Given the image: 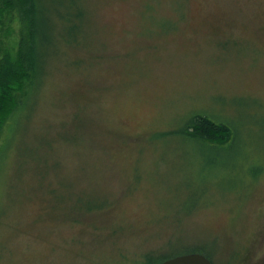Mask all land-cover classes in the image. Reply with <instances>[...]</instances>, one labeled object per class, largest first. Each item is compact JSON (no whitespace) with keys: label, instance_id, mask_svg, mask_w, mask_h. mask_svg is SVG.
<instances>
[{"label":"rangeland","instance_id":"obj_1","mask_svg":"<svg viewBox=\"0 0 264 264\" xmlns=\"http://www.w3.org/2000/svg\"><path fill=\"white\" fill-rule=\"evenodd\" d=\"M29 1L48 54L0 130V264H264V0ZM195 115L232 138L187 137Z\"/></svg>","mask_w":264,"mask_h":264},{"label":"trees","instance_id":"obj_2","mask_svg":"<svg viewBox=\"0 0 264 264\" xmlns=\"http://www.w3.org/2000/svg\"><path fill=\"white\" fill-rule=\"evenodd\" d=\"M16 2L26 7V9L21 8V11L23 20L27 22V31L25 37L21 40L18 58L11 60L6 55L0 60V130L17 106V96L14 95V92L23 87V82L27 79L28 73L33 72L36 74V70L42 68L43 58L48 54L47 52L42 56L41 51L37 49L36 35L38 34L39 24H36L34 18L36 2L32 4L29 0H0V12H3L6 7H12L13 4L16 5ZM36 9L40 16H42L44 9ZM77 15L80 16L81 11ZM73 27L75 26L68 28L69 33ZM54 28L52 22L51 24H47L46 28H44V24L42 25L40 32L42 38L40 42L43 41L45 49L51 45L49 30ZM186 124L187 126L183 127L182 133L199 143L216 146L225 144L232 138L233 130L230 125L214 122L204 115H195L190 119V123L187 121ZM164 260L166 259L162 258L159 262ZM148 261H152V257H149ZM159 262L150 263L158 264Z\"/></svg>","mask_w":264,"mask_h":264},{"label":"water","instance_id":"obj_3","mask_svg":"<svg viewBox=\"0 0 264 264\" xmlns=\"http://www.w3.org/2000/svg\"><path fill=\"white\" fill-rule=\"evenodd\" d=\"M158 264H210V262L201 254L191 253L166 259Z\"/></svg>","mask_w":264,"mask_h":264},{"label":"flooded vegetation","instance_id":"obj_4","mask_svg":"<svg viewBox=\"0 0 264 264\" xmlns=\"http://www.w3.org/2000/svg\"><path fill=\"white\" fill-rule=\"evenodd\" d=\"M191 253H198L203 255L205 258H207L210 262V264H215V260H213L212 257H209L207 255H205L203 252L201 251H191V252H185L181 255H187V254H191ZM176 256H180V255H176ZM174 256V257H176ZM173 258V257H170ZM168 258V259H170ZM220 264H250V258L249 257H245L244 255L242 256H223L222 258H220ZM160 263V262H159Z\"/></svg>","mask_w":264,"mask_h":264}]
</instances>
